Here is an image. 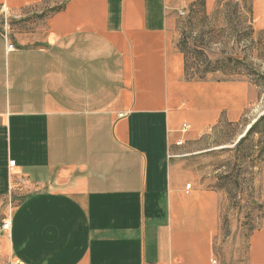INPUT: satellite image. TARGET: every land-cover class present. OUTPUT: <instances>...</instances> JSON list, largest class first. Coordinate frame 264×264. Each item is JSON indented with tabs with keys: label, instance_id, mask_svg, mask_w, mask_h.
Wrapping results in <instances>:
<instances>
[{
	"label": "crops",
	"instance_id": "1",
	"mask_svg": "<svg viewBox=\"0 0 264 264\" xmlns=\"http://www.w3.org/2000/svg\"><path fill=\"white\" fill-rule=\"evenodd\" d=\"M195 1L0 0V264H223L205 141L248 132L259 95L187 76L174 33ZM249 187L264 198V159ZM239 264H264V217Z\"/></svg>",
	"mask_w": 264,
	"mask_h": 264
},
{
	"label": "rangeland",
	"instance_id": "2",
	"mask_svg": "<svg viewBox=\"0 0 264 264\" xmlns=\"http://www.w3.org/2000/svg\"><path fill=\"white\" fill-rule=\"evenodd\" d=\"M260 3L216 0L210 5L207 0H197L184 9L185 15H179L174 33L189 78L246 79L257 86L258 101L246 117L251 127L264 115V5ZM247 128L222 123L205 141L215 148L209 159L220 163L229 191L219 245L223 264L243 260L249 234L261 226L264 217V198L249 187L264 159V121L239 143Z\"/></svg>",
	"mask_w": 264,
	"mask_h": 264
},
{
	"label": "built area",
	"instance_id": "3",
	"mask_svg": "<svg viewBox=\"0 0 264 264\" xmlns=\"http://www.w3.org/2000/svg\"><path fill=\"white\" fill-rule=\"evenodd\" d=\"M179 13H180V15H185V14H186V12H185L184 10H181ZM8 49H9V50H13V49H15V45H14L12 42H9V43H8ZM124 115H125V114L122 113V114H120V117H123ZM189 127H190L189 125H185L184 128H183V131H187V130L189 129ZM180 143H181V142H178L177 144H180ZM15 164H16V161H15V160H10L9 165H10L11 167L14 166ZM186 187H187V190L190 189V188H191V184H190V183L186 184ZM10 228H11V224H10V222H9L8 220H6V219H4V220L0 223V233L9 232ZM212 263H213V264H217L218 261H217L216 259H213V260H212Z\"/></svg>",
	"mask_w": 264,
	"mask_h": 264
},
{
	"label": "trees",
	"instance_id": "4",
	"mask_svg": "<svg viewBox=\"0 0 264 264\" xmlns=\"http://www.w3.org/2000/svg\"><path fill=\"white\" fill-rule=\"evenodd\" d=\"M264 121V115L260 117L254 124L253 126L248 130L247 134L239 141V143L247 136L250 134V132L257 126H259L262 122ZM229 178V177H228ZM231 178V177H230Z\"/></svg>",
	"mask_w": 264,
	"mask_h": 264
}]
</instances>
